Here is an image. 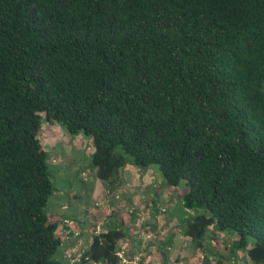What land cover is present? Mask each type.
I'll list each match as a JSON object with an SVG mask.
<instances>
[{"label":"trees","instance_id":"trees-1","mask_svg":"<svg viewBox=\"0 0 264 264\" xmlns=\"http://www.w3.org/2000/svg\"><path fill=\"white\" fill-rule=\"evenodd\" d=\"M42 118L91 137L111 198L126 155L155 164L201 210L182 225L197 250L229 230L264 264V0H0V264H121L125 232L96 224L53 258Z\"/></svg>","mask_w":264,"mask_h":264},{"label":"rangeland","instance_id":"rangeland-1","mask_svg":"<svg viewBox=\"0 0 264 264\" xmlns=\"http://www.w3.org/2000/svg\"><path fill=\"white\" fill-rule=\"evenodd\" d=\"M38 138L46 151L48 172L54 186L45 206L47 215L57 222L64 217L71 218L74 221L72 227H78L80 224L81 227L78 228L83 230L85 228L81 218H86L89 227V233L84 232L85 245L80 244L73 236L69 238L74 242L71 245L74 247L71 253L73 255L67 256L64 250L67 243L64 242L53 254L54 259H78L83 247L87 248L92 239V222L99 219L100 213L106 218L99 221L97 231L121 229L126 234V242L119 248V254L124 259L121 264H160L162 257L156 252L158 246L165 255L166 264H253L241 253L231 254L233 235L229 230H208L204 250L196 249L183 234L182 225L201 210L183 207L182 195L186 190L184 185L167 184L157 165H136L132 158L126 155V164L122 168L123 178L115 189L118 198L103 205L102 196L97 199V191L99 192L102 185L95 179L91 164L94 151L91 137L70 134L62 124L49 123L42 118ZM95 180L97 185L93 184ZM127 195H134L135 198L127 199ZM109 197L108 194L105 195V198ZM63 202L68 205L66 210L61 209ZM85 208L95 209L97 213L92 217H79L80 211H85ZM63 228L59 223L57 234L62 239L67 231ZM253 242V239L249 238L248 245Z\"/></svg>","mask_w":264,"mask_h":264},{"label":"crops","instance_id":"crops-1","mask_svg":"<svg viewBox=\"0 0 264 264\" xmlns=\"http://www.w3.org/2000/svg\"><path fill=\"white\" fill-rule=\"evenodd\" d=\"M124 178L126 179V176H124ZM95 179H97V178H95ZM100 183H101V185H102V188L99 190V192L97 191V199H100V197L102 196V204L104 205L105 203H106V205L108 204V202H111V201H113L114 199L113 198H111V197H109L108 199L107 198H105V195L107 194V190H106V184L107 183H105V182H103V181H100L99 179H97ZM93 184H96L97 185V181L95 180L94 182H93ZM129 189H131V188H129ZM105 191V192H104ZM131 191V190H130ZM115 195H117V194H115ZM75 197H76V195H74ZM109 196V195H108ZM117 198V197H116ZM115 198V199H116ZM133 198H135V196L133 195H127V199H131V200H133ZM101 202V201H100ZM96 204H97V202H96ZM107 207V206H106ZM68 208V205H67V203L66 202H63V203H61V209H64V210H66ZM109 210V209H108ZM107 210V211H108ZM113 210V209H112ZM95 212L97 213V211L95 210V209H87V208H85V211L82 209L81 211H80V214L81 215H79V217H81V216H87V217H92V216H94V214H95ZM100 212V211H99ZM79 217H78V219H79ZM98 217H99V219H94L93 221L94 222H92L93 224H92V233L94 234V224H96V227L98 226V223H99V221L101 220V221H103L106 217H105V215H102V214H100V213H98ZM86 219V218H85ZM85 219H82L81 218V222L82 223H84V228H85V230H83L82 228H78V227H81L80 226V224H79V226L78 227H72V224H73V219H71V218H66V217H64V218H62V219H60V221H58V225H59V223H61L62 225H63V229L64 230H67L66 231V236L64 235V237H63V242H66L67 244H66V248L64 249L65 250V253L67 254V256H72L71 255V253L73 252L72 250L74 249V247L73 246H71V245H73V241H70L69 240V238H71V237H73V236H75L76 237V239H77V241H79V243L80 244H82L83 245V243H84V239H83V237H84V232H88L89 233V227H88V225H87V222H86V220ZM75 228H78V230H75ZM84 245H85V243H84Z\"/></svg>","mask_w":264,"mask_h":264}]
</instances>
